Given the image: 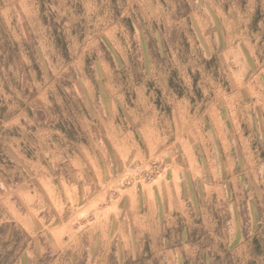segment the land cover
Here are the masks:
<instances>
[{
  "label": "clouds",
  "instance_id": "obj_1",
  "mask_svg": "<svg viewBox=\"0 0 264 264\" xmlns=\"http://www.w3.org/2000/svg\"><path fill=\"white\" fill-rule=\"evenodd\" d=\"M169 93L186 102L187 119L174 115ZM5 96L25 115L12 128L0 120V264H264V0H0ZM214 106L243 125L228 137L238 170L218 153L201 159L199 175L185 164L179 197L173 188L142 222L58 241L31 212L8 211L24 209L20 190L40 202L38 181L74 161L115 159L121 143L149 153V130L175 158V140ZM201 143L215 152L197 135L198 155Z\"/></svg>",
  "mask_w": 264,
  "mask_h": 264
},
{
  "label": "rangeland",
  "instance_id": "obj_2",
  "mask_svg": "<svg viewBox=\"0 0 264 264\" xmlns=\"http://www.w3.org/2000/svg\"><path fill=\"white\" fill-rule=\"evenodd\" d=\"M76 36V31L72 30L67 40L68 49L73 55H76V49L72 47ZM94 47L95 42L89 40L83 51L90 52ZM83 62L84 56L81 55L76 64L82 66ZM105 71H107L106 65ZM179 80L186 85L191 84L189 77L183 71L179 73ZM158 86L166 91L168 89L167 82H158ZM140 94L143 102L142 92ZM205 95H207L206 91ZM166 99L172 106L174 115L185 119L191 115L186 102L178 101L171 93ZM22 115L25 113L15 116L12 114V110L8 107L7 96L4 97L3 102H0V120H6L9 128L17 122H22ZM242 128L243 125L235 117L231 122H227L224 114L214 106L206 120L192 121L189 129L175 140L174 147L180 153L175 158L170 156L168 151L160 152V140L149 130L148 139L152 145L149 153L145 154L139 147L132 150L126 143H121L118 150L113 149L117 152L115 159H110V154L106 152L102 159L85 158V161L80 163L74 161L70 165V171L65 170L61 174L58 170L56 179L41 178L38 181L44 193L40 202L33 199L31 191L20 190L17 197L24 203V209L13 208L8 211L17 219H26L25 214L31 212L37 217L40 226L58 241L75 239L80 234H87L90 231L107 232L112 229L114 221L122 222L133 216L138 222H142L144 214L154 211L161 198L165 195L168 199L172 198L173 188L176 196L179 197L181 187L178 177L185 164L199 175L198 165L201 159L205 162L214 160L218 153L219 159L231 166V171H237L233 163L234 148L228 137L233 130L240 134ZM46 135L47 131L42 129L41 136ZM197 135L204 140L215 141V152L209 144L201 143L202 155H198L197 149L193 146V139ZM154 166L160 169L158 175L154 172ZM170 176L175 181L174 184H163ZM23 227L27 228V224Z\"/></svg>",
  "mask_w": 264,
  "mask_h": 264
}]
</instances>
